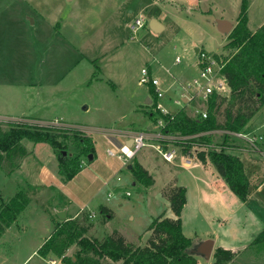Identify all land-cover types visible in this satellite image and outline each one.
<instances>
[{
  "label": "rangeland",
  "instance_id": "1",
  "mask_svg": "<svg viewBox=\"0 0 264 264\" xmlns=\"http://www.w3.org/2000/svg\"><path fill=\"white\" fill-rule=\"evenodd\" d=\"M211 1L76 0L70 7L67 0H0V125L6 128L9 122H58L56 125L92 135L96 154L88 160L70 137L65 153L78 158L85 177L81 175L70 184L71 194L52 188L44 193L30 189L31 194L28 184H35L37 163L52 167V155L57 162L52 148L23 139L8 155L0 153V169L7 176L0 181L2 194L24 189L31 196L0 243L9 264L21 263L62 221L58 215L60 201L69 215L79 208L77 198H90L91 192L105 180L107 184L99 197L110 193L105 205L111 207L112 215L104 222L99 204L89 202L88 207L95 213L90 218L87 236L102 240L117 231L126 241L145 245L153 218L174 216L168 200L162 198V189L168 184L162 169L151 168L155 184L144 186L127 164L107 156L105 150L118 146L107 141L115 136L114 131L145 130L146 122H150L149 112L154 108L145 104V96L151 92L147 85L138 82L143 66H150L161 78L170 79V73H191L195 59L203 51L220 58L230 52L225 48L224 35L227 37L228 33L218 31L216 18L224 17L234 27L241 0ZM247 5V25L255 31L264 21V0H247ZM66 14L69 21L62 25L61 18ZM29 17L35 20L34 24ZM137 17H143L145 24L133 37L129 24ZM152 18L166 28L153 32ZM223 38L225 43L221 45ZM194 47H199L198 52ZM176 56L179 63H174ZM221 93L229 97V87ZM165 94L174 96L167 91ZM161 101L174 111L181 107L167 96ZM204 106L205 101L200 100V107ZM245 128L253 131L256 139L248 144L240 138L236 144L241 150L236 153L247 164L248 178L250 171H258L250 177L248 196L238 199L227 187L228 195H214L215 199L210 198L206 205L201 203L198 211L192 201L184 212L186 236L194 240L216 238L212 252L216 247L235 248L237 253L226 264H264V241L254 242L264 227V104ZM219 132L212 142L222 140ZM145 142L136 157L145 155L161 166H169L151 146L156 141ZM52 190L55 193L48 194ZM74 249V245L70 246L66 254H72ZM39 256L35 250L27 264H53L51 258L55 256ZM208 259L211 264L213 253Z\"/></svg>",
  "mask_w": 264,
  "mask_h": 264
},
{
  "label": "trees",
  "instance_id": "2",
  "mask_svg": "<svg viewBox=\"0 0 264 264\" xmlns=\"http://www.w3.org/2000/svg\"><path fill=\"white\" fill-rule=\"evenodd\" d=\"M236 24L227 34L225 48L230 51L222 56L213 55L224 62L223 73L229 87V97L212 92L205 102L207 115L192 116L186 109L175 111L165 130L182 134L211 129H227L234 132L247 131L246 123L264 104V21L251 31L247 22V0H241ZM155 96L152 84L148 86ZM155 99V98H154ZM153 105V104H152ZM152 117L154 113L149 112ZM8 127L0 125V153L7 154L23 139L33 143L49 145L57 158V172L63 180L71 179L81 168L77 157L65 153L67 139L72 137L74 145L81 149L86 157L95 155L92 137L86 133L74 131L60 125H33L24 122H9ZM221 141H213L215 135H207L204 142L216 146H227L221 150L210 148L200 151L197 157L203 163L208 161L215 166L217 173L238 199L249 194L250 181L242 159L237 155L239 138L223 133ZM219 137V135H218ZM1 164V163H0ZM136 180L144 186L153 184V178L138 162L133 161L130 168ZM162 195L168 200L173 217L159 215L149 224V238L145 245H135L117 231L99 240L87 236L91 227L90 212L80 211L77 215L64 218L57 223L53 231L43 240L36 252L41 257L50 255L60 259L63 264H197V257L190 251L193 240L182 231L181 211L186 202L185 187L168 183L162 189ZM30 201L24 189H15L7 198L0 196V237L5 229L15 222L18 215ZM98 211L106 222L112 211L100 204ZM254 242L264 241V227ZM74 245L72 254L66 250ZM211 264H226L232 260L235 252L228 248L216 247L213 250Z\"/></svg>",
  "mask_w": 264,
  "mask_h": 264
},
{
  "label": "crops",
  "instance_id": "3",
  "mask_svg": "<svg viewBox=\"0 0 264 264\" xmlns=\"http://www.w3.org/2000/svg\"><path fill=\"white\" fill-rule=\"evenodd\" d=\"M67 1L70 2V7L73 6V4L76 2V0H67ZM68 9L69 8H67L66 10H68ZM130 12H132V11L130 10ZM220 16H221V14H220ZM66 17H67V14L65 15V17L61 18L60 23H62V25L63 24L65 25L66 21H69V20L66 19ZM29 18L31 19V24H34L35 20L33 18H31V17H29ZM220 18H224V17H220ZM152 19H154L157 22H159L156 18H152ZM216 20H217V18H216ZM229 22L231 23V21H229ZM233 24L234 23H232V25ZM161 26H162L161 30L158 33H160L161 31H163L166 28V26L163 23L161 24ZM221 33H223V32H221ZM224 34H226V33H224ZM224 37L226 38L225 35H224ZM225 38H223V42H222L221 45H223V43H225ZM197 48L199 49V47H197ZM220 48L221 47L219 46L218 48L215 49V51L219 50ZM195 62H196V59H195V61L193 63V67H192L193 70L190 69V72L191 71L192 72L188 73V74L183 72V74H181V76L172 75L170 73V71L166 68L165 71L170 73L169 74L170 79L161 78L159 73L157 72V70L153 69L150 66H148V67L152 70V73L160 79V82L162 83V86L165 87V88H168L167 92H169L170 94H174V93H176L179 90L180 82H183L184 79H188L189 77H191L192 75H194L197 72V67H196V63ZM148 96L149 95L145 96V100H146V98ZM166 96L169 98L172 95L168 96L166 94L165 97ZM162 103H163V101H162ZM165 105H167V104L165 103ZM191 109H192L191 107L190 108H188V107L186 108L188 113H191ZM149 116H150V114H149ZM145 125H147L145 130L148 131V135L150 136V139L156 141V143H157L158 139H156L154 136L158 132V128H156V126L154 124L153 116L150 118V122H146ZM136 130H143V129H141V128H138V129H135V130H130V129L129 130H127V129H121L120 130L119 129L117 131H114V132H116L115 136L111 135L109 137L110 139H108L107 141H112L116 145L119 146V144L121 143L122 139H124V137L126 136L127 133H132L133 131H136ZM247 131L249 133H251L252 135L253 134L256 135L255 133H253V131L252 132L249 131V130H247ZM90 136L92 137V140L95 143L94 137L92 135H90ZM129 139L130 138L127 139V142H128ZM34 144L36 145L37 143H34ZM108 149H112V148L110 147ZM113 150H116V149H113ZM238 153H240V151ZM106 155L109 156L108 154H106ZM95 157H96V154H95V156H93V159ZM109 157L116 158L114 156H109ZM135 157H136V155H135ZM51 158H52L51 159L52 160V167H50V165H48L47 163H40V162L37 163V165L35 166V168H34L35 169V171H34L35 184H33V186H30L28 184V186H29L28 190H29V192H31V194H32V191L35 190V189H40V191L44 193V192L47 191V189H50V188L55 189V190H57V189H61L62 190L63 189V191L67 190L66 192L71 194V192L68 191V189L70 188V184L72 182H74V180L77 179L78 177L80 179L81 175L85 177L86 174H82V170H81L82 167H81L80 170L71 179L63 180L62 177L60 176V174H58V172H57V162L55 161V163H54L55 156L52 155ZM116 159H118V158H116ZM133 161H136V162L140 163L148 171V173L152 176V178L154 180L153 184H155V179L153 177L152 172L155 170V168L158 167V168L163 170V174L166 176V178H165L166 182L172 183L174 185H181V186L185 187L186 202H185V204L183 206V209L181 211L182 231L184 230L183 229V226H184V212H185L187 206L190 203L192 204V201L195 202L196 210L198 211V209H199L198 206H200L201 203H204L205 205H206V203L209 204V202L211 201L210 198L215 199V196L219 197L220 194L224 195V193H225V195H228V192H227L228 191L227 190L228 186H227L226 182H224L222 177L217 173L214 165H212L207 160H206L205 163H203L199 159L194 158V156H192V157H184L181 154H178L172 161H165L164 160L165 162H167L169 164V166H161L158 162H156V160L155 161L149 160L148 157H146L145 155H142L139 158L136 157L135 159H133ZM245 163L246 162L244 161V164ZM129 164L132 165V163H129ZM127 166H128V164H127ZM151 168H153V171L151 170ZM245 170H247V164H245ZM257 172L258 171L253 170V172L251 173V171H250V177L255 175V174H257ZM6 177L7 176L5 175V173H3L2 170L0 169V181H2L4 178L6 179ZM250 177H249V180H250ZM105 181H103L104 183L102 185L98 186L92 192L90 191L91 192L90 198L89 197L80 198V199L77 198L78 199L79 208L76 209V210L74 209L73 213H70L69 215H67V208H66V206H65L63 201H60L61 202V207L60 208L58 207V210L60 211V209L64 208L65 218L73 217V216L76 215L77 212H79L81 210H86V209H88L91 212L95 213V211L93 209L88 207V204H89V202L92 203L94 201H96L97 204H99V205L100 204H102V205L107 204L106 202L108 201L109 196H110L109 192L107 193L106 196L104 195V198H103V196L101 198L99 197L101 188L103 187L104 184H107V182H105ZM251 184H252V181L250 180V185ZM2 189H3V187L0 186V194H1L2 198H7L8 196H10L14 192V191H12L11 194H9V193L8 194H2L3 193V192H1ZM30 189H33V190H30ZM50 193L52 195V194L55 193V191L54 190L49 191L48 194H50ZM29 197H30V200H31V196H29ZM162 198L164 200H166V198L163 195H162ZM69 200L71 201V196H69ZM53 201H55V200H53ZM166 202H167V200H166ZM29 203H30V201H29ZM105 206H107V205H105ZM109 208L111 209V207H109ZM48 218L50 219V217H48ZM13 224L14 223H12L9 227H7L5 229L4 233L0 237V243H1L2 238L5 236V234L8 233L11 230ZM48 235H49V233H48ZM198 238L199 239H204V238L206 239V237H198ZM215 239L216 238L213 239L214 242H215ZM40 244L37 245V247L21 263H18L17 261H15L12 264H27L28 263L27 260L31 257V255H33L35 253V250H37V248L40 246ZM214 244L215 243H213V248H214ZM223 249H225V247H223ZM228 249H230L231 251L237 253L236 251L233 250L235 248H228ZM5 254H6V251L3 249V246L1 247V244H0V264H9L8 263V256H6ZM39 257H41V256H39ZM41 258H45V257H41ZM49 258H51V257H49ZM51 259L54 260L53 264H57L58 262H60L59 258H56V257L53 258L52 257ZM120 262L122 264L121 260L116 261L115 264H118ZM197 264H209V259L206 260V259H203L202 257H197Z\"/></svg>",
  "mask_w": 264,
  "mask_h": 264
},
{
  "label": "built area",
  "instance_id": "4",
  "mask_svg": "<svg viewBox=\"0 0 264 264\" xmlns=\"http://www.w3.org/2000/svg\"><path fill=\"white\" fill-rule=\"evenodd\" d=\"M144 24L145 19L143 17H137L129 24L133 37ZM180 61V58L176 56L174 63H179ZM195 63L197 72L190 78L180 82L179 90L173 94V97H169L168 99L173 104L180 105L181 107L178 109L192 107L189 114L192 116L200 115L205 118L207 115L206 106L201 108L200 100L206 102L212 92L222 94V90L228 86L226 76L223 73L224 62L218 61L213 55H209L203 51L199 53ZM138 82L147 86L152 84L154 87L155 96L153 98L150 97V105L154 108L152 111L154 113L153 120L156 128H158V132L154 137L158 140L157 143L151 144V146L156 149L165 161H172L178 154L184 157L194 156V158L198 159L197 154L200 151L207 152L210 148L215 150H221L223 147L226 149L230 148L226 145L223 147L216 145L209 146L204 142L203 138L205 136L214 135L218 131H221L219 132L221 134L228 133L239 139L241 138L249 144H253V141L256 139V136L248 131L234 132L227 129H211L186 134L179 132L169 133L165 128L169 120L173 118L175 111L161 101L165 97L168 88L162 86L160 79L152 73V70L148 66H143L140 69ZM54 124H58V122ZM128 138L131 139L130 144L127 143ZM258 138H261V136L259 135ZM145 139H150L147 130H136L132 133H127L116 150L107 148L105 150L106 154L118 158L124 165L128 164L139 150L147 144ZM89 217H94V213H90ZM52 262L54 263V261Z\"/></svg>",
  "mask_w": 264,
  "mask_h": 264
},
{
  "label": "water",
  "instance_id": "5",
  "mask_svg": "<svg viewBox=\"0 0 264 264\" xmlns=\"http://www.w3.org/2000/svg\"><path fill=\"white\" fill-rule=\"evenodd\" d=\"M218 31L223 32V33H229L231 29L233 28L232 23H230L228 20L224 18H220L216 20ZM161 24L157 22L154 19H151L150 21V28L153 30V32L158 33L161 30ZM195 52H198V48H194ZM151 99L148 96L145 100V104H150ZM128 144L131 143V139L128 140ZM88 160H92L93 155L88 154L87 156ZM131 164H128L127 168H131ZM58 215L60 218L64 219L65 218V211H59ZM213 243L214 240L211 238H206V239H196L193 240L192 246L190 251L195 255V256H200L202 258L208 259L211 254H212V249H213Z\"/></svg>",
  "mask_w": 264,
  "mask_h": 264
}]
</instances>
